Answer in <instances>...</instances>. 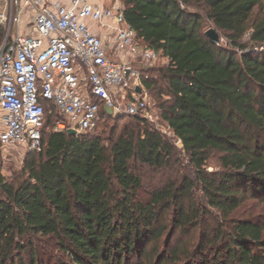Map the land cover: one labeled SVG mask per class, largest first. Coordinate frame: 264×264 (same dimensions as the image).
<instances>
[{"label":"trees","instance_id":"trees-1","mask_svg":"<svg viewBox=\"0 0 264 264\" xmlns=\"http://www.w3.org/2000/svg\"><path fill=\"white\" fill-rule=\"evenodd\" d=\"M123 1L140 43L168 60L158 109L184 159L139 115L105 138L117 117L102 111L96 131L70 135L47 106L42 151L0 176V264H264V221L242 209L264 204V0ZM133 160L170 175L144 197Z\"/></svg>","mask_w":264,"mask_h":264},{"label":"built area","instance_id":"built-area-1","mask_svg":"<svg viewBox=\"0 0 264 264\" xmlns=\"http://www.w3.org/2000/svg\"><path fill=\"white\" fill-rule=\"evenodd\" d=\"M107 1L0 0L2 147L41 152L49 105L63 116L54 129L78 135L96 131L102 111L156 122L144 80L162 56L137 39L124 1Z\"/></svg>","mask_w":264,"mask_h":264},{"label":"rangeland","instance_id":"rangeland-1","mask_svg":"<svg viewBox=\"0 0 264 264\" xmlns=\"http://www.w3.org/2000/svg\"><path fill=\"white\" fill-rule=\"evenodd\" d=\"M211 28H214V25L211 22H207L204 26V30L207 31ZM217 30V29H216ZM219 32V30H217ZM221 34V32H219ZM222 35V34H221ZM222 43L226 45V39L222 37L221 39ZM168 63V60L166 58H161L158 64L154 68V72L151 73L152 77H155L156 81L159 83L156 87L148 88L146 89V93L148 96V100L150 101L152 105V110L155 114V123H151V128L157 129L154 127H158L161 130L168 131L166 136H168L170 139L173 140V142L178 145V151L180 152L178 157H181V159H184V152L182 150V145L179 141H177L173 135L168 130V127L163 125L160 113L158 109V104L162 99H165V96H162L160 94V90H165V82L161 79L159 69L161 67L166 66ZM125 115L119 116L117 118H114L102 126L101 129V135L105 138H110L112 134L113 127L117 126V133L121 130V127H123L125 124L132 123L133 120L129 117H124ZM158 129V130H159ZM182 152V153H181ZM29 154V151L23 146H17V147H0V176L5 177L6 179H10L15 173L18 171H21L24 165V160L26 156ZM132 165L134 169L142 176L143 182H144V191H142V195L146 197V192L151 190L153 187L160 185L163 183V181H160V177L162 173H166V175H170L169 170L161 171L160 173H157V171L150 166L146 164H142L136 160L132 161ZM215 167V164H211L210 169H213ZM177 171H175V174H181L186 171L185 167V161L181 160V163L177 164ZM173 172H171L172 174ZM259 200V199H258ZM255 201H248L246 202V205L242 207V209H246L245 216H248L250 214H254L255 218L260 219L261 221H264V204Z\"/></svg>","mask_w":264,"mask_h":264},{"label":"water","instance_id":"water-1","mask_svg":"<svg viewBox=\"0 0 264 264\" xmlns=\"http://www.w3.org/2000/svg\"><path fill=\"white\" fill-rule=\"evenodd\" d=\"M206 35L215 43L219 44L220 43V35L219 33L216 31V29L211 28L209 30L206 31ZM68 133L70 135H78L77 130L70 128L68 129Z\"/></svg>","mask_w":264,"mask_h":264},{"label":"crops","instance_id":"crops-1","mask_svg":"<svg viewBox=\"0 0 264 264\" xmlns=\"http://www.w3.org/2000/svg\"><path fill=\"white\" fill-rule=\"evenodd\" d=\"M106 1H107V0H106ZM108 2H109V1H107V3H108ZM24 30H25V28H24V27H22V28L20 27V31H24ZM112 56H113V57H115V55H114V54H112Z\"/></svg>","mask_w":264,"mask_h":264}]
</instances>
